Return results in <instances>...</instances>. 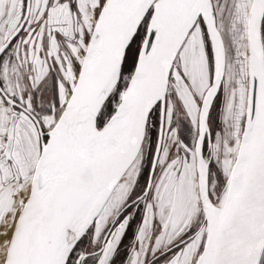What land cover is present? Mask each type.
Instances as JSON below:
<instances>
[{
  "label": "snow or ice",
  "instance_id": "1",
  "mask_svg": "<svg viewBox=\"0 0 264 264\" xmlns=\"http://www.w3.org/2000/svg\"><path fill=\"white\" fill-rule=\"evenodd\" d=\"M0 264H264V0H0Z\"/></svg>",
  "mask_w": 264,
  "mask_h": 264
},
{
  "label": "flooded vegetation",
  "instance_id": "2",
  "mask_svg": "<svg viewBox=\"0 0 264 264\" xmlns=\"http://www.w3.org/2000/svg\"><path fill=\"white\" fill-rule=\"evenodd\" d=\"M131 236H132V233H129V234L125 237V240H124V242H123L125 245H129V246H130Z\"/></svg>",
  "mask_w": 264,
  "mask_h": 264
}]
</instances>
